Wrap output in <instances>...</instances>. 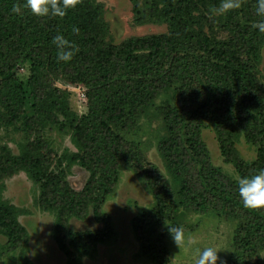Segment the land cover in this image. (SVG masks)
Segmentation results:
<instances>
[{
    "label": "trees",
    "instance_id": "obj_1",
    "mask_svg": "<svg viewBox=\"0 0 264 264\" xmlns=\"http://www.w3.org/2000/svg\"><path fill=\"white\" fill-rule=\"evenodd\" d=\"M129 1L136 26L164 25L168 33L114 45L100 0H77L63 17L33 15L25 0H0V130L13 127L32 135L49 125L67 129L58 115L69 118L68 92L36 96L33 115L26 116V89L17 78L24 63L30 64L27 88L33 94L66 74L87 88L89 102L87 117L70 125L80 152L63 158L88 172L81 192L63 171H49L40 159L41 143L20 144L18 156L2 148L0 240L6 244L0 249L18 252L19 262H28L22 212L4 197L6 180L23 172L40 187L41 210L55 217L52 237L67 264L93 259L107 234L73 232L69 223L86 220L90 211L103 223L102 202L120 169L128 166L139 171L154 198L153 208L134 221L145 257L168 264L163 238H150L153 225L174 230L193 215H214L235 223L233 254L224 264H252L264 253V208L243 206L239 181L213 166L202 132L209 121L222 157L240 178L264 169V32L254 27L264 22L256 11L259 0H239V7L225 12L213 11L224 0ZM13 5L19 12L12 11ZM57 34L72 45L67 62L57 60ZM155 124L166 174L145 159L140 141L131 140L143 126ZM240 135L258 149L252 163L236 148Z\"/></svg>",
    "mask_w": 264,
    "mask_h": 264
},
{
    "label": "rangeland",
    "instance_id": "obj_2",
    "mask_svg": "<svg viewBox=\"0 0 264 264\" xmlns=\"http://www.w3.org/2000/svg\"><path fill=\"white\" fill-rule=\"evenodd\" d=\"M105 7V20L109 23L114 45H120L126 39L149 35L168 33L167 26L134 24L133 7L129 0H100ZM261 76L264 78V48L260 65ZM17 78L24 84L27 94L26 116H32V105L36 96H46L52 90L68 92L69 108L65 118L58 115L60 121L67 126L65 131L55 125H49L41 133L25 134L13 127L0 130V153L2 148H9L13 155L20 154L19 145L29 142H39L40 159L45 165H50L49 171H63L66 180L76 191L81 192L89 178L88 172L78 165H71L63 158L66 155L79 153L73 142L71 123L87 117L89 102L87 88L78 82H73L68 75L63 74L50 79L43 89L33 94L27 88L30 78V64L24 63L19 67ZM21 127L20 125L17 128ZM157 124L143 126L138 133L131 135V140L141 142V152L154 169L166 174L161 158L157 151ZM211 162L227 177L239 181L240 175L231 163H227L221 155L220 146L215 130L206 121L202 132ZM236 148L247 163L258 158V149L248 143L240 135L235 142ZM139 171L128 166L120 169L118 179L113 182L111 192L101 205L103 223L98 222L92 211L86 220L72 219L69 223L73 232L98 231L106 233V241L99 245L93 259L84 258L83 264H157L142 253V244L134 231V224L144 212L154 206V198L148 187L139 177ZM5 199L21 210L20 223L29 233L28 262H19L18 252H9L6 247L0 249V264H67L65 255L60 251L52 237L55 224L54 215L44 212L38 205L40 194L39 185L21 172L6 180ZM235 223L214 215H193L181 223L183 231L182 243L178 246L171 237L169 228L153 225L150 228V238H163L168 249V264H197L199 253L206 247L217 251L216 264H224L233 254V230ZM6 244V239L0 240ZM252 264H264V253L261 259H253Z\"/></svg>",
    "mask_w": 264,
    "mask_h": 264
},
{
    "label": "clouds",
    "instance_id": "obj_3",
    "mask_svg": "<svg viewBox=\"0 0 264 264\" xmlns=\"http://www.w3.org/2000/svg\"><path fill=\"white\" fill-rule=\"evenodd\" d=\"M77 0H62V4H58L57 0H25L24 7L33 15L45 16L51 14L53 16L63 17L69 7L75 5ZM239 7V0H224L219 9H213L215 12H225L229 9ZM12 11L19 12V8L13 5ZM257 14L264 15V0H259ZM260 32H264V22L254 25ZM76 29H74L75 31ZM53 43L57 48V60L67 62L72 57V45L62 35L57 34L53 37ZM238 191L243 206L249 209L264 208V169L258 174L251 177H242L238 182ZM171 237L178 246L182 243L183 231L177 227L170 230ZM218 260L217 251L213 247L204 248L197 258V264H216Z\"/></svg>",
    "mask_w": 264,
    "mask_h": 264
}]
</instances>
